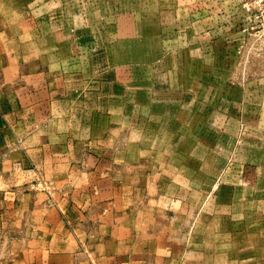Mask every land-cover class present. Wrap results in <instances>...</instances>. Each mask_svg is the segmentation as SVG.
<instances>
[{
    "label": "rangeland",
    "instance_id": "1",
    "mask_svg": "<svg viewBox=\"0 0 264 264\" xmlns=\"http://www.w3.org/2000/svg\"><path fill=\"white\" fill-rule=\"evenodd\" d=\"M0 126L49 201L129 185L166 264H264V0H0Z\"/></svg>",
    "mask_w": 264,
    "mask_h": 264
},
{
    "label": "crops",
    "instance_id": "2",
    "mask_svg": "<svg viewBox=\"0 0 264 264\" xmlns=\"http://www.w3.org/2000/svg\"><path fill=\"white\" fill-rule=\"evenodd\" d=\"M1 124L5 127L4 122ZM32 127L30 121L29 128ZM35 137L31 131L24 139L32 142ZM4 138L5 132L0 130V141L4 142ZM10 155L17 161L37 162L34 153ZM8 156L0 151V264H166L164 244L148 241L153 235L151 230L156 228L152 225L157 222L152 216L133 211L129 185L120 188L124 190L122 196L100 200V195L91 199L86 194L75 199L71 191L85 190V185L61 183L57 188L61 194L49 201L46 193L32 190L28 184L32 176L28 166L21 167L20 162L6 165ZM81 158L65 151L47 153L46 174L54 173L53 169L56 176L66 177L72 169L70 161ZM94 189L102 191L101 187ZM158 231L156 228L154 236L163 239L156 234ZM147 242L151 243L150 250Z\"/></svg>",
    "mask_w": 264,
    "mask_h": 264
}]
</instances>
